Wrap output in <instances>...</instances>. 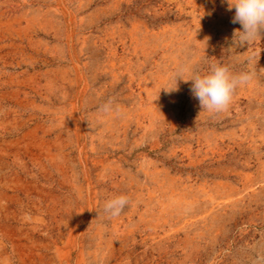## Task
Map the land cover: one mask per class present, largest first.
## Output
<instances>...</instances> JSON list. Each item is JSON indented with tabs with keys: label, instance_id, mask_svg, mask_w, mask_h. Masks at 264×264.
Listing matches in <instances>:
<instances>
[{
	"label": "rangeland",
	"instance_id": "obj_1",
	"mask_svg": "<svg viewBox=\"0 0 264 264\" xmlns=\"http://www.w3.org/2000/svg\"><path fill=\"white\" fill-rule=\"evenodd\" d=\"M234 12L0 0V264H264V37ZM212 64L256 73L226 111L166 92Z\"/></svg>",
	"mask_w": 264,
	"mask_h": 264
},
{
	"label": "clouds",
	"instance_id": "obj_2",
	"mask_svg": "<svg viewBox=\"0 0 264 264\" xmlns=\"http://www.w3.org/2000/svg\"><path fill=\"white\" fill-rule=\"evenodd\" d=\"M227 4V10H235L231 18L232 24H240L242 30L233 34V44L238 47H250L257 39L264 37V0H221ZM211 13H209L210 15ZM253 57L249 58L251 61ZM181 70L175 75V86L165 89L169 94L177 91V77L183 81H191L190 92L194 99L199 101L202 110L210 113L226 111L233 99L237 88L248 85L253 81L255 71L233 74L228 66L212 64L204 74L194 73L190 78H184ZM264 71V68L261 69ZM114 100L110 98L99 108L105 114L113 111ZM129 204L125 195L112 197L105 201L104 212L109 218L118 217Z\"/></svg>",
	"mask_w": 264,
	"mask_h": 264
}]
</instances>
